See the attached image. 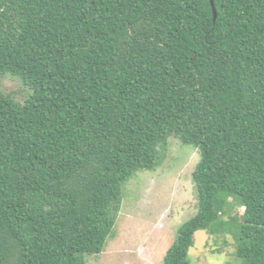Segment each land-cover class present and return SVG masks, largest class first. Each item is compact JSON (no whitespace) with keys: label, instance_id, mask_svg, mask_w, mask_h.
<instances>
[{"label":"trees","instance_id":"1","mask_svg":"<svg viewBox=\"0 0 264 264\" xmlns=\"http://www.w3.org/2000/svg\"><path fill=\"white\" fill-rule=\"evenodd\" d=\"M212 1L0 0V77L29 89L0 91V264L100 254L171 137L200 151L198 207L164 264L198 230L264 264V0Z\"/></svg>","mask_w":264,"mask_h":264},{"label":"rangeland","instance_id":"2","mask_svg":"<svg viewBox=\"0 0 264 264\" xmlns=\"http://www.w3.org/2000/svg\"><path fill=\"white\" fill-rule=\"evenodd\" d=\"M0 91L22 102L29 89L18 77L6 74L0 77ZM168 142L157 168L140 170L125 183L113 232L104 250L87 256L85 264H164L178 227L197 211L192 174L200 158L197 147L175 137ZM242 211L236 206L230 211L237 223L242 221ZM235 251L233 233L198 230L189 249V264H241Z\"/></svg>","mask_w":264,"mask_h":264},{"label":"water","instance_id":"3","mask_svg":"<svg viewBox=\"0 0 264 264\" xmlns=\"http://www.w3.org/2000/svg\"><path fill=\"white\" fill-rule=\"evenodd\" d=\"M211 3H212V5H213V7H214V3H213V1L211 0ZM214 17H216V11L214 10Z\"/></svg>","mask_w":264,"mask_h":264}]
</instances>
